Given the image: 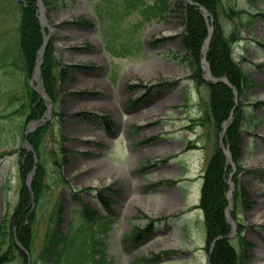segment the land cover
Listing matches in <instances>:
<instances>
[{
	"label": "rangeland",
	"instance_id": "obj_1",
	"mask_svg": "<svg viewBox=\"0 0 264 264\" xmlns=\"http://www.w3.org/2000/svg\"><path fill=\"white\" fill-rule=\"evenodd\" d=\"M182 5L186 0H60L56 10L45 13L59 67L69 77L46 123L42 158L49 201L37 226L32 262L58 203L63 232L83 225L80 213L90 210L88 232L79 241L90 253L102 239V264H207L198 205L204 166L221 134L208 115V89L189 79ZM221 5L224 30L238 35L235 61L255 83L244 102L249 126H244L241 163L262 173L242 175L253 206L245 211L238 204L234 210L252 244L250 264H264V107H253L264 102V0H222ZM231 9L239 12L235 18ZM19 18L18 2L0 0V62L18 57ZM80 19L95 27H79ZM11 72L0 70V154L21 146L30 150L23 142L26 117L15 113L24 101L22 64ZM82 112L106 116L113 126L85 122L77 116ZM63 149L72 155L59 171L71 186L53 188L59 175L53 163ZM20 162L19 154L0 159V222L17 206ZM169 190L179 194L178 209L150 211V203ZM137 228L147 234L138 242L128 238ZM3 241L0 237L5 250ZM232 242L241 250L236 237ZM8 264L26 263L14 258Z\"/></svg>",
	"mask_w": 264,
	"mask_h": 264
},
{
	"label": "trees",
	"instance_id": "obj_2",
	"mask_svg": "<svg viewBox=\"0 0 264 264\" xmlns=\"http://www.w3.org/2000/svg\"><path fill=\"white\" fill-rule=\"evenodd\" d=\"M197 3L213 16L214 23L212 24L214 31L210 41L209 49L206 53V59L210 67V71L215 78L227 77L229 82L235 86L239 93L240 102L243 103L248 92L253 87L249 81L248 76L243 73L241 68L234 62L233 58V44L237 41V34H226L222 23H220V7L221 0H191ZM254 1V0H253ZM58 2V1H56ZM54 0H45L49 11L53 9L56 3ZM21 15L18 23V37H17V53L18 57L15 60H9L8 64L15 69L18 68L19 63L22 64V75L24 77L23 93L26 105L23 104L15 113L25 115L26 123L39 120L47 111L46 102L41 96L31 88L29 82L32 78L33 69L39 57V51L44 44V33L37 17V3L28 1L26 6L20 5ZM230 14L235 18L239 12L231 11ZM79 25L87 28H92L93 25L81 20ZM186 32L182 38L183 47L188 56V64L191 69V78L198 85H206L210 91V109L211 115L220 128L221 124L228 120L231 116L233 121L230 123L227 134L226 144L229 147L232 160L237 164V174L233 180L236 185V197L244 200L245 203L250 199L247 190L240 184L239 174L243 171L239 164L242 157V130L241 125L244 121L242 109L235 108V100L233 91L225 84L206 83L203 80V73L201 69V50L204 42L209 35V23L195 6H188L186 8ZM58 62L55 55L54 42L51 41L47 47L43 58L41 67V80L46 94L55 102L59 95V85L64 84L68 78V71L60 69L56 73ZM241 106V105H240ZM83 116V115H81ZM89 122L97 121L95 115L87 116ZM102 122L109 125L110 121L107 118H101ZM45 129V128H44ZM43 128H40L35 134L28 137V141L33 145L35 151L40 158ZM22 154L26 153L22 151ZM70 152L66 149L62 151L61 159L55 161L54 166L61 167L66 164L69 159ZM24 157V156H23ZM34 155L27 154L24 157L22 168V176L24 177L31 171L34 166ZM226 158L223 151L217 147L211 155L205 170L204 183L202 187L201 208L205 215L207 245L218 237H226L230 232V226L225 218V209L228 205L226 194L228 191L227 178L225 177ZM44 165L40 163L33 182V191L35 199L42 203L45 199V185H44ZM229 171L231 169H228ZM65 182V180L63 181ZM62 182V183H63ZM39 204V203H38ZM30 193L23 183L20 188V199L15 209V213L9 221L5 218L0 224V235L3 236L4 241L8 234L6 225L9 224L10 245L9 247L17 252V257L24 262L27 260L26 251L31 252L33 249V238L35 236V227L39 221L37 209L31 212ZM249 209L248 204L245 205ZM56 230L47 234L46 247L40 253L39 258L42 261H55L61 264V257L68 264H83V254L80 251L81 246H75V238L63 237L59 232L60 224L56 222ZM15 235L17 243L21 245L24 250H21L15 242ZM4 243V242H3ZM7 251L0 256V264H5L9 261ZM72 256L70 257L69 255ZM250 257L246 254L236 252L231 246L229 240L224 238L216 243L215 249L211 256L212 264H249Z\"/></svg>",
	"mask_w": 264,
	"mask_h": 264
},
{
	"label": "bare ground",
	"instance_id": "obj_3",
	"mask_svg": "<svg viewBox=\"0 0 264 264\" xmlns=\"http://www.w3.org/2000/svg\"><path fill=\"white\" fill-rule=\"evenodd\" d=\"M172 31H173V28H172ZM158 69H160L164 72H167V73H171L169 70H165V69L161 68L160 66H158ZM23 104L26 105L25 99H24L23 103L21 104V106H23ZM155 154H158V153L155 152ZM171 170H173V169L171 168ZM163 194H165L163 198H160L156 202L152 201L150 203V206H151L150 211H152V210L173 211L175 209H178L179 201H180L179 200V194L175 190H169Z\"/></svg>",
	"mask_w": 264,
	"mask_h": 264
},
{
	"label": "water",
	"instance_id": "obj_4",
	"mask_svg": "<svg viewBox=\"0 0 264 264\" xmlns=\"http://www.w3.org/2000/svg\"><path fill=\"white\" fill-rule=\"evenodd\" d=\"M39 2H40V4H42L41 3V1L39 0ZM43 54V53H42ZM38 64V67L36 68V71H35V74H34V80H37V78H38V75H39V67H40V61L37 63ZM205 68H208V65L207 64H205ZM219 82H225V83H227L228 84V82L226 81V79H221V80H218ZM232 88V87H231ZM234 90V89H233ZM235 91V90H234ZM235 94H237L236 92H235ZM227 154V158H228V161L230 162L231 161V158H230V155L228 154V153H226Z\"/></svg>",
	"mask_w": 264,
	"mask_h": 264
}]
</instances>
